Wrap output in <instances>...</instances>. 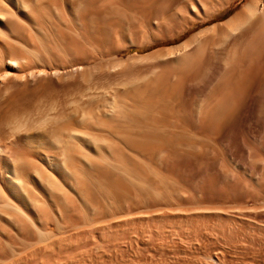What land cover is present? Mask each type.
I'll return each mask as SVG.
<instances>
[{
  "label": "rangeland",
  "instance_id": "obj_1",
  "mask_svg": "<svg viewBox=\"0 0 264 264\" xmlns=\"http://www.w3.org/2000/svg\"><path fill=\"white\" fill-rule=\"evenodd\" d=\"M199 1L0 0L13 18L0 21V74L11 58L50 71L0 87V208L17 210L0 215V264H264V43L157 58L248 2ZM211 206L236 229L40 250L120 217Z\"/></svg>",
  "mask_w": 264,
  "mask_h": 264
},
{
  "label": "bare ground",
  "instance_id": "obj_2",
  "mask_svg": "<svg viewBox=\"0 0 264 264\" xmlns=\"http://www.w3.org/2000/svg\"><path fill=\"white\" fill-rule=\"evenodd\" d=\"M201 3V0L199 1ZM49 4V3H48ZM56 4V3H55ZM227 4V3H226ZM224 5V4H223ZM148 6V5H147ZM2 7V6H0ZM6 7V6H5ZM4 7L0 9H3L4 11L6 10V8ZM203 7V5H202ZM50 9V8H48ZM2 10V12H3ZM1 12V13H2ZM6 13V12H5ZM40 13V12H39ZM36 14V13H35ZM2 15L1 18H3V20L0 19L1 24L3 26H5L6 28L10 26V24L12 23V17L7 15V14H0ZM36 19V18H35ZM12 25V24H11ZM249 34L251 35L252 39H248V44L246 43V48H256L258 47L257 45H255L254 43L257 42V40H260V42L264 43V0H248V2H246V4L244 5V7L238 12L236 13L232 18H230L229 20H227L224 23H220V24H215L211 27H208L200 32H198V34H196L193 38H191V40L189 41H185L186 43L182 44L180 47L177 48H173L171 50H166L164 52L159 53L158 57L159 59H163V61L167 60L168 58L172 59L173 62H180L181 60L184 61V59L187 60V56L191 57V56H195L196 53H201L200 50H202L205 46H208L209 41L211 42V46L208 47L210 48V50L217 52L219 51L218 48H223L224 50H226V48H228L229 44H235L238 40H241L243 38H245L246 36H249ZM250 40V41H249ZM8 43V42H7ZM208 43V44H207ZM238 43V42H237ZM263 43L261 44V48L263 46ZM258 44V43H257ZM254 45L256 47H254ZM230 46V45H229ZM236 46V44L234 45ZM253 46V47H252ZM171 48V47H170ZM207 48V49H208ZM235 48V47H233ZM217 49V50H216ZM260 48H257L256 50H258ZM253 50V49H252ZM15 51V50H14ZM232 51V50H231ZM235 51V50H234ZM249 51V50H248ZM15 53V52H14ZM13 53V54H14ZM223 53V52H222ZM244 53V52H243ZM247 53V52H246ZM253 53V52H251ZM233 55V53H230ZM236 54V51H235ZM250 54V52H249ZM255 54V52H254ZM257 54V53H256ZM255 54V55H256ZM259 54V53H258ZM231 55V56H232ZM237 55V54H236ZM247 55V54H246ZM253 55V54H251ZM152 56V55H151ZM230 56V55H229ZM235 56V55H234ZM238 56V55H237ZM244 56V55H242ZM260 57V56H259ZM19 58V57H18ZM148 58V57H135L132 61L134 62V60L138 61V60H142L143 59ZM150 58V57H149ZM198 58V56H197ZM234 57H232L233 59ZM240 58V56H239ZM243 58V57H242ZM189 59V58H188ZM231 59V58H230ZM236 59V58H235ZM238 59V58H237ZM115 60V59H114ZM131 61V60H130ZM131 61V63H132ZM169 61V60H168ZM253 61V60H252ZM128 62V61H127ZM127 62H123V61H117V65H124L127 64ZM185 62V61H184ZM195 62V61H194ZM255 62V61H254ZM166 63V62H165ZM170 63V62H169ZM172 63V62H171ZM26 64V63H25ZM153 64V63H152ZM188 64V63H187ZM186 64V65H187ZM142 65V64H141ZM185 65V64H184ZM231 65V64H230ZM251 65H253L251 63ZM255 65V64H254ZM264 65V64H263ZM25 66V65H24ZM23 65L20 64L19 59L17 58H11L8 60V62L6 63V69L4 72H2L0 74V87L1 86H6L7 83L9 82V80L11 78L13 79H21L24 77H37L41 74H47L50 71L46 70V69H29L24 67ZM188 66V65H187ZM209 66V65H208ZM242 67V66H241ZM252 67V66H251ZM155 69V68H154ZM252 69V68H251ZM49 71V72H48ZM52 71V70H51ZM56 71V70H54ZM87 71V70H86ZM157 71V70H156ZM154 71V72H156ZM252 71V70H251ZM54 73V72H53ZM57 73V71H56ZM83 73V72H82ZM61 74V73H60ZM51 75V74H50ZM250 75V74H249ZM259 75V74H258ZM26 77V78H27ZM60 77V76H59ZM133 78V77H132ZM131 78V80H132ZM149 78V77H148ZM130 80V77H129ZM243 82V81H242ZM259 82V81H258ZM257 83V82H256ZM134 84V83H133ZM241 85V84H240ZM164 90V89H163ZM179 90V89H178ZM165 92V90H164ZM175 92V91H174ZM165 96V95H164ZM171 96V95H170ZM156 97V96H155ZM151 98V97H149ZM152 99V98H151ZM159 99V98H158ZM150 100V99H149ZM155 100V98H154ZM154 102V101H153ZM177 102V101H176ZM145 103V102H144ZM156 103V102H155ZM159 103V102H158ZM157 104V103H156ZM40 105V104H39ZM152 106V105H151ZM17 111V110H16ZM147 111V110H146ZM25 111H23L24 113ZM16 113V112H15ZM14 114V113H13ZM171 114V113H170ZM12 115V114H11ZM17 115V114H16ZM30 116V115H29ZM10 117V116H9ZM8 117V118H9ZM15 117V116H13ZM22 117V116H21ZM48 117V116H47ZM11 118V117H10ZM18 119V117H17ZM33 119V118H32ZM15 120V119H14ZM46 120V119H45ZM20 121V120H19ZM26 121V120H25ZM38 121V120H37ZM10 122V121H9ZM12 122V121H11ZM16 123V122H15ZM25 123V122H24ZM35 123V121H34ZM44 123V122H43ZM165 123V122H164ZM14 125V124H13ZM21 125L17 124L16 126H14L12 129H16L17 127L19 128ZM164 125V124H163ZM25 126V125H24ZM27 127V126H26ZM186 127V126H185ZM22 128V127H21ZM57 128V126H56ZM135 128V127H134ZM164 128V127H163ZM24 129V128H23ZM58 129V128H57ZM137 129V128H136ZM70 130V129H69ZM181 130V129H179ZM56 131V130H55ZM182 131V130H181ZM185 131V130H184ZM154 134V133H153ZM183 134V133H182ZM156 135V134H155ZM159 135V134H158ZM178 135V134H177ZM45 136V135H43ZM152 136V135H151ZM161 136V135H160ZM57 137V136H56ZM168 137V136H167ZM67 138V137H66ZM174 138V137H172ZM190 138V137H189ZM199 138V137H198ZM35 139V138H34ZM53 142L55 141H60L58 139V137L55 139H52ZM30 141V140H29ZM68 141V140H67ZM31 142V141H30ZM65 142V141H64ZM139 142V141H138ZM142 142V141H141ZM140 142V143H141ZM40 143V142H39ZM58 143V142H57ZM70 144L71 147V143L68 142ZM68 143H66L68 145ZM73 143V142H72ZM193 143V142H192ZM56 144V143H55ZM66 145V146H67ZM144 145V144H143ZM146 145V144H145ZM149 145V144H148ZM64 146V145H63ZM143 147V146H142ZM149 147V146H148ZM147 147V148H148ZM69 148V147H68ZM66 148V149H68ZM101 148V147H100ZM124 148V147H123ZM152 148V147H151ZM4 149V148H3ZM96 149V147H95ZM149 149V148H148ZM9 150V149H8ZM97 150V149H96ZM69 151V149H68ZM6 152V151H5ZM74 153V152H73ZM148 153V152H147ZM201 153V152H200ZM107 154V153H105ZM67 155V154H66ZM65 155V156H66ZM71 156V155H70ZM90 159V158H89ZM75 163V162H74ZM103 163V162H102ZM9 166H12V163L9 162ZM17 167V164H15ZM14 165V166H15ZM77 165V164H76ZM22 166V165H21ZM125 167V165L123 166ZM23 168V167H22ZM137 168V167H136ZM117 169V168H116ZM34 170V169H32ZM44 170V169H43ZM10 171L15 172L16 168L13 167V169H11ZM96 172V171H95ZM132 172V171H131ZM113 173V172H112ZM155 173V172H154ZM158 173V172H157ZM36 175V173H35ZM141 175V174H140ZM42 174L39 175V177L42 179ZM142 176V175H141ZM163 177V176H162ZM179 177V176H178ZM44 178V177H43ZM158 178V177H157ZM154 179V178H153ZM45 180V179H44ZM23 182V181H22ZM46 182V181H43ZM97 182V181H96ZM174 182V181H173ZM93 183V182H92ZM19 184H21L19 182ZM130 184V183H129ZM173 184V183H172ZM22 185V184H21ZM24 186V185H23ZM21 186V187H23ZM94 186V185H93ZM19 187V186H18ZM18 189V188H17ZM23 190L26 188H22ZM24 190V191H25ZM107 192V191H106ZM157 192V191H156ZM27 195V194H26ZM178 195V194H177ZM28 196V195H27ZM29 197V196H28ZM158 197V196H157ZM30 198V197H29ZM29 201V200H28ZM31 201V200H30ZM96 203V202H95ZM19 205V204H18ZM193 207V206H192ZM192 207H190V209H185L186 211H182V209L180 210H175L173 212H169V211H164V212H156L154 214H137V215H132V216H125V217H120L117 218L113 221H109V222H104L95 226H88V227H84V229L80 230L79 232H75L73 234H70L68 236H62L60 238L54 239L52 241L45 242L42 243V245L40 246V250L41 251H51L50 249L54 248V247H58L60 244H64L66 247H70L71 243H78L80 241H84V240H88L92 237L93 234L97 233L98 237L101 240H106L108 239V237H112V236H116L118 233L120 234L121 231L128 229V233L130 235H135V234H140L143 236V238L148 237L150 232H153L154 235L156 234V236H159L161 234H169L170 237L172 239L175 238L176 234L178 235L177 232H179V230H177L179 228L180 225L184 224L187 226V229H190L191 227V235L193 236H197V240H198V234H204L206 231H213L215 232V230H218V232L222 233V234H226V233H231L232 231H234V228L236 225V218H228L227 215L229 214V212L225 209H219V208H212L208 207V208H201L202 210L198 209L195 207V209H193ZM9 208H13L14 210H16V207H13L11 204L5 205L3 207L0 208V215L3 216V218L6 221H10L11 216L10 215V211L12 210H8ZM192 208V209H191ZM204 209V210H203ZM212 210V215L210 212L211 216H207V212H209V210ZM30 213H32L33 215H36L35 212V208L31 205H28V209H27ZM107 210V209H106ZM17 211V210H16ZM24 211V210H23ZM240 211V210H239ZM14 212V211H13ZM228 213V214H227ZM31 214V215H32ZM206 214V215H205ZM215 214V216H213ZM30 215V214H29ZM87 215V214H86ZM209 215V213H208ZM37 217V215H36ZM245 217V216H244ZM33 218V217H32ZM238 221V220H237ZM36 223V222H35ZM238 223V222H237ZM130 225V226H129ZM38 226V225H37ZM36 227V226H35ZM37 229V228H36ZM41 229V228H40ZM236 229V228H235ZM39 230V229H38ZM37 232L41 235V239H43L44 237H46V233H44L41 230H39ZM217 232V231H216ZM188 232V230L184 232V234L188 235L190 234ZM208 233V232H207ZM212 233V232H211ZM210 234V232H209ZM214 234V233H213ZM50 235V233H49ZM190 235V236H191ZM207 235V234H206ZM230 235V234H229ZM166 236V235H165ZM191 236V237H193ZM210 236V235H209ZM40 237V236H39ZM110 237V238H111ZM177 237V236H176ZM202 237V236H201ZM114 238V237H113ZM163 238V237H162ZM194 238V237H193ZM200 238V237H199ZM160 239V238H159ZM189 240V238H188ZM161 241V240H159ZM102 242V241H101ZM189 242V241H188ZM194 242V240H193ZM192 243V242H191ZM169 245V244H168ZM192 245V244H191ZM39 249V248H37ZM35 249V250H37ZM159 250V249H158ZM40 251H38L39 253ZM39 254H42L41 252ZM35 255V252H34ZM33 255V256H34ZM49 256V255H48ZM46 257V256H45ZM42 258V257H41ZM220 260V259H219ZM221 262V261H220ZM203 263V262H201Z\"/></svg>",
  "mask_w": 264,
  "mask_h": 264
}]
</instances>
